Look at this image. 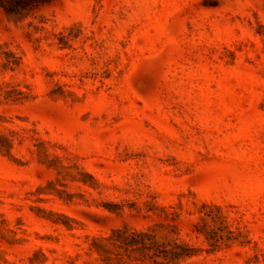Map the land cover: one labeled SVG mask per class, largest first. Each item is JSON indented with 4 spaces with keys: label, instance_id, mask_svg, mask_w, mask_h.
I'll return each mask as SVG.
<instances>
[{
    "label": "rangeland",
    "instance_id": "1",
    "mask_svg": "<svg viewBox=\"0 0 264 264\" xmlns=\"http://www.w3.org/2000/svg\"><path fill=\"white\" fill-rule=\"evenodd\" d=\"M0 264H264V0H0Z\"/></svg>",
    "mask_w": 264,
    "mask_h": 264
}]
</instances>
